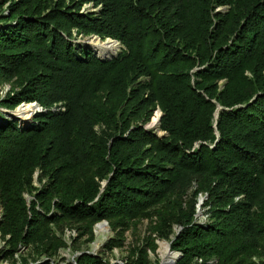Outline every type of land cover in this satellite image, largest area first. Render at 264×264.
<instances>
[{"label":"trees","instance_id":"obj_1","mask_svg":"<svg viewBox=\"0 0 264 264\" xmlns=\"http://www.w3.org/2000/svg\"><path fill=\"white\" fill-rule=\"evenodd\" d=\"M34 101L27 124L0 111V264H63L103 220L112 253L145 219L125 264H160L158 240L175 264H264V0H0V107Z\"/></svg>","mask_w":264,"mask_h":264},{"label":"rangeland","instance_id":"obj_2","mask_svg":"<svg viewBox=\"0 0 264 264\" xmlns=\"http://www.w3.org/2000/svg\"><path fill=\"white\" fill-rule=\"evenodd\" d=\"M89 7H91V4H86L84 6L83 10L85 8H89ZM84 39L85 38H79L77 40H80V42H81ZM121 50H122V44H121L120 52H121ZM4 88L6 91L9 88V85H5ZM5 91H4V93H5ZM1 108L2 107H0V111H3V109H1ZM0 117H2L1 114H0ZM158 132H160V131H158ZM202 197H204V196H202ZM203 202L198 203V209H199L198 217L202 218V221H204L206 219V215L204 214V211L206 208H203ZM1 211L2 210H1V206H0V215H1ZM148 224H149L148 220L145 219L138 225V227H137V229H135V231H133L132 229L128 230L125 233L126 237H125V240L123 242V246L115 248L112 253L106 252V250L104 248V245L108 241V239H110L111 237H115V233L113 232V230L111 228L108 229V226H104V231L106 230L104 232V235H103L104 237L98 236L97 233L95 232V240L93 242L88 243L85 241L86 237H83L79 240V245H80L81 249H83L84 251H95V253H97L96 255H99L102 252H105V254L111 260L125 263L123 261V258H125L127 256L128 251L132 246L138 245L141 242L140 239L142 237H144L145 234L147 233ZM96 228H97V226H95L94 231H96ZM176 230H177V227H176ZM71 237L79 238L78 232L76 230H67L66 231V239L68 240V242L70 244L72 243ZM98 239L101 240V245L99 246V248H96L95 243L98 241ZM162 241H164V240H158L159 247L157 249V255L152 253L151 256L153 259H156V256H157L160 263H165L164 258H163L164 257V251L162 248ZM168 242H170V241H168ZM2 246H3V244L0 242V250H1ZM171 249H172V247H171ZM171 249L168 248V253H170L169 254L170 256L175 255V259H176V254L174 252H171ZM61 253L63 256H65L67 258L63 264H65L67 261L73 262V256L76 254V253H73L71 249L62 250ZM171 262H169L168 264H171Z\"/></svg>","mask_w":264,"mask_h":264},{"label":"bare ground","instance_id":"obj_3","mask_svg":"<svg viewBox=\"0 0 264 264\" xmlns=\"http://www.w3.org/2000/svg\"><path fill=\"white\" fill-rule=\"evenodd\" d=\"M84 43L86 45L91 46L95 50L96 54L99 55V57H101V58H107V55H110V57L117 55V54H119L120 48H121V44L114 41V40H110V39L109 40H102L98 37L87 38V39H85ZM24 106L25 105H22L15 112L10 113L9 117L17 118L22 124L29 123L35 114L34 113L35 109L24 108ZM154 128H157L158 130H160L158 128V125H155ZM104 226H106V225L100 224V226H98L96 228V233L98 236L104 237L103 235H104V232L106 231V230L104 231ZM100 245H101V240L98 239V241L95 243V247L99 248ZM162 248L164 251V257L163 258L165 261V263H162V264H168L169 262H171L175 259V255L174 256L169 255L170 253H168V245L167 244L162 243Z\"/></svg>","mask_w":264,"mask_h":264},{"label":"water","instance_id":"obj_4","mask_svg":"<svg viewBox=\"0 0 264 264\" xmlns=\"http://www.w3.org/2000/svg\"><path fill=\"white\" fill-rule=\"evenodd\" d=\"M90 37H98V38H100V39H102L99 35H92V36H87L85 39H87V38H90ZM85 39L84 40H82V42H85ZM114 40V41H116V42H118V43H120V41L119 40H116V39H113V38H111V37H107L105 40ZM121 44V43H120ZM96 54V53H95ZM97 55V54H96ZM118 56V54L117 55H114V56H112V57H107V58H101V57H99V55H97V57L98 58H100L101 60H111V59H113V58H115V57H117ZM23 104H33L34 105V107H35V110H34V113L36 114V112H39V111H45L46 109H44L43 108V106L40 104V103H38L37 101H34V102H23L22 104H20L17 108H15V109H13V110H9V109H5V108H1V109H4V110H6V111H10V112H15L18 108H20ZM223 107L220 105V104H218V107H217V110H216V118L218 117V113L220 112V110L222 109ZM158 110H159V113H158ZM157 111H156V119H154L153 121H151L149 124H147L146 125V127L147 128H154L155 127V125H160V120H161V117H162V115H163V112H162V110L161 109H158ZM11 119H16V120H18L17 118H15V117H11ZM20 122V121H19ZM21 123V122H20ZM216 124H217V122H216ZM160 132H159V135H165L166 134V132L165 131H162V130H159ZM217 134L219 135V132L217 131ZM106 182L107 181H104L103 182V184L105 185L106 184ZM204 197H202L201 199H200V203H202L203 201H204ZM28 200H30V197H28ZM1 210H2V208H1ZM198 215H199V213H198ZM100 224H104V225H106V226H108V229H110V225H109V223H108V221L107 220H103V221H100V222H98L97 224H96V226L98 227V226H100ZM182 229V227H177V230L178 231H180ZM96 232V231H95ZM162 243H166L167 245H168V248L169 249H171V242H168L167 240H164V241H162ZM171 252H174L175 254H176V259L175 260H173L172 262H171V264H175V262H176V260L179 258V256L181 255V252H177V251H174V250H172L171 249ZM83 253H90V254H94V255H96L97 253H95V251H80V252H78V253H76L74 256H73V261L76 263V260H75V257L77 256V255H80V254H83ZM113 263H120V264H125V263H123V262H119V261H114ZM160 264H162V263H160Z\"/></svg>","mask_w":264,"mask_h":264}]
</instances>
